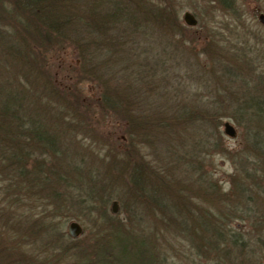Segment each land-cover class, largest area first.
<instances>
[{"label":"trees","instance_id":"trees-1","mask_svg":"<svg viewBox=\"0 0 264 264\" xmlns=\"http://www.w3.org/2000/svg\"><path fill=\"white\" fill-rule=\"evenodd\" d=\"M97 1L87 0L86 7L81 0H0V222L10 205L23 207L25 194L40 203L39 195L47 193L48 203L38 215L13 217L11 229L0 224V264H119L130 255L134 258L124 264H162L146 230L124 234L113 225L107 210L113 201L129 222L164 214L172 229L196 242L204 252L200 257L223 262L229 251L236 260L255 264L259 244L231 232L226 210L210 214L208 201L195 205L185 190L205 182L194 174L196 162L216 152L218 141L211 140H220L221 121L230 115L239 125L246 123L249 150L259 156L235 186L237 200L250 201L249 212L263 204L258 198H264L259 192L264 188V96L256 92L257 59L222 40H183L178 0H99L98 6ZM99 3L105 6L100 12ZM207 4L232 9L231 0ZM65 52L70 59L64 75H50L49 59ZM188 55L196 60H186ZM120 61L125 73L112 77L109 72ZM85 84L96 94L84 93ZM92 110L109 114L123 128V137L103 155L101 176L67 144L74 132L88 129L81 118ZM75 188L86 197L75 198ZM60 213L54 219L61 217V224L82 213L99 218L102 229L111 226L109 256L88 259L76 252L73 261L63 262L71 240L50 217ZM255 221L263 225L264 220ZM260 239L264 244V236Z\"/></svg>","mask_w":264,"mask_h":264},{"label":"rangeland","instance_id":"rangeland-1","mask_svg":"<svg viewBox=\"0 0 264 264\" xmlns=\"http://www.w3.org/2000/svg\"><path fill=\"white\" fill-rule=\"evenodd\" d=\"M81 1L82 3L80 5L87 7V0ZM98 1L96 2L97 6ZM207 1L208 0L176 1L178 2V11H180L179 22L184 28L182 29L184 33V35H182L183 40H186L189 43L198 42V40H213L216 43H220L219 40H222V42L230 45L228 46L229 48H231V46L233 48L234 46H236V48L241 49L240 54H243L244 52V54L250 59L255 57L257 59V69L254 72H257L258 74V79H256L257 81L255 83H259V87L256 92L264 96V28L259 26L256 21L258 15L264 14V0H231L232 9L218 8L219 6L216 5L210 7L208 6ZM104 9L105 6L99 3V12ZM186 11L192 13L199 21V24L196 28H187L183 24L181 16ZM151 29L153 30L154 28ZM159 36H161L162 38L164 35ZM159 36L157 37V39H159ZM241 40L248 41L245 44V42L243 43ZM217 45L219 46V44ZM245 45L250 46L246 47ZM198 48L199 46L197 45V47L195 48L196 53H199L201 51V49ZM229 48H224L220 53L227 52V49ZM248 49L251 50L249 53ZM194 56L195 58L199 57V60H202L200 54L197 55L194 52ZM215 57L219 58L218 55H215ZM195 58H193L192 56H190L189 58L188 55L186 57V60L188 59V61H190L191 59L192 61H194L196 60ZM69 59L70 55L68 52H65L61 55H56V57L53 56V59H49L48 61V73L50 75H53L55 73H57L58 75H64L63 70L68 66ZM222 59H225V57H222ZM111 64L115 63H110L109 65ZM56 67L57 69H55ZM125 68L126 64L123 61H120L119 64L116 65V68L113 71L109 72V75L115 77L117 74H123L125 73ZM83 88L84 93L87 92L90 96L96 94L97 90H95V88L91 84H85ZM81 112L84 113L85 111L80 110V113ZM81 120L84 121V124L86 122L88 123V129H86L85 131L74 132V135H70V137L68 138L67 144L69 147L74 146L77 150H79V152L76 151L78 154H84L87 157L86 161L89 160V162H92V167H95V169L98 171L96 172V175L97 173H99L98 176H101L100 171L106 164V162L102 159L104 158L103 155L107 153L108 148H112V146H115L114 144H117L116 141L123 137V128L119 126L115 118H111L109 114L103 113V111L92 110L88 113L87 118H81ZM81 120H77V122ZM225 122H228L234 128L236 132L235 138L230 139L223 134V124ZM245 124L242 122V120H240L239 125V123L230 115H227L226 118L222 119L221 126L219 127V133L221 134L220 140H211L214 142L218 141V148L216 149V152H214V150L208 151L205 154L200 155L199 161L196 162V164L199 166V171H195L194 174H197V176L201 177L205 182H203V184L197 185L192 183L189 185V183H186V186H192V190L186 189L185 193L187 194V197L193 198L195 202L191 203H195V205L198 204L203 206L204 202L208 201V205L210 206V214L218 215L216 214L217 209H220L222 212L226 210L225 215L232 219V222H228L229 225H227V227L231 229V232L237 231L238 233H240V235L246 237L249 243L251 241L253 243L255 242L259 244V247L261 248L260 251H257V253L255 254V264H264V244L261 243L263 240L260 239L264 236V221L263 225H259L255 221L256 219L264 220V202L261 206L258 202V205H256V209L249 212V210L252 208L250 205L251 202L248 201L246 203H239V201L237 200L238 191L235 189L236 185L241 184V177H245L244 170H249V168L251 167L250 163H254L253 161H256L257 159L259 160V156L255 158V154L249 150L247 142L248 136L245 132V129H247L248 126H246ZM208 139L209 137H207V141ZM239 166H243V169L241 170ZM254 166L255 165H253V167ZM64 169L66 175H68L72 179L69 172L70 165L66 164ZM86 179L87 178H85V180ZM82 180L83 179L81 178L80 182H82ZM194 188L195 190H193ZM79 192L80 190L75 188V198L77 196L80 198L86 197L85 191L81 193ZM259 192L261 193V195L264 194V188H260ZM124 195L125 194L122 192L121 197H123ZM34 197V194L33 197L32 195H29V197L27 196V194L23 195V207H17L18 202L16 206L10 205L11 208L9 212L7 211V215H5L6 219L2 220V224L0 222L1 226L4 225V221L5 225L9 229H11V226H15L16 222L13 220V217L21 216L24 212H26L24 214L25 217H31L35 214H40L41 211L44 210V208L41 207V204L44 202L48 205L46 201L47 193L39 195V197L42 198L40 203L38 201L34 202ZM258 199L264 200V198L261 196ZM248 204L250 206L248 207L247 212L246 207ZM110 208L111 205L108 206V212L110 211ZM53 209H55V207H53ZM121 213V209L119 208L117 210V214L114 216L113 225L123 229L124 234H140L142 230H144V233L146 230V236L149 237L150 243L153 244V252H160L161 254L162 264H249L240 261V259L236 260L229 251H227L228 255L224 253V256H226V260H223V262H215V257L213 255L208 256L209 260L203 255L200 257L201 254L199 253L204 254V252H200L199 250H197V248H195L196 242L193 243L190 238L187 239L185 235L182 236L180 235L179 231H175L174 229H172L170 227L171 221L165 219L164 214H159L157 218L153 217V220H151V218L147 219L153 224V226H148V221L144 218V221L141 219L136 221L132 220L131 222H129L125 219V215ZM61 214L62 213L52 214L50 215V217L54 219V215ZM236 218L238 219L236 220ZM68 219V221L61 224L62 218L56 217L54 220L59 221L54 222L61 224L63 226L62 232L66 234L67 225L70 222H76L82 228V233L79 237L73 240L70 239L71 243L67 244L66 247V249L70 250V255H68L67 257L65 256L66 259H64L63 262L67 261L68 263H70L71 261H73V254H75L76 252L86 253L88 259L95 257L94 259L98 260V258L100 257L103 258L109 256V254L112 252L110 247L111 239L108 240L109 242H107V239L110 235V231H112L111 226L102 229L103 227H101L102 224L100 223L99 218L88 219L82 213H80L79 215L72 213L68 215ZM45 221L46 220H44V222ZM145 223L147 225L146 227ZM174 226H177V222H174ZM124 228H126L127 230L125 231ZM149 229L150 231H148ZM20 230L26 232L24 229H21V227L18 229V231L21 232ZM9 233L10 232L4 234V236L8 235ZM35 244L37 245V243ZM145 244V249H147L148 244L146 242ZM98 245H101L102 248H100V246ZM34 249L35 252H38V247H34ZM113 249L118 248L114 247ZM40 251L43 252L41 248ZM113 252L117 253L116 250H113ZM149 254H152L151 250H149ZM132 258L134 257L130 255L127 256L124 260L132 261ZM94 259L90 260V263H92V261L94 262ZM124 260H122V263L120 262L119 264H124Z\"/></svg>","mask_w":264,"mask_h":264},{"label":"water","instance_id":"water-1","mask_svg":"<svg viewBox=\"0 0 264 264\" xmlns=\"http://www.w3.org/2000/svg\"><path fill=\"white\" fill-rule=\"evenodd\" d=\"M182 21L185 24V26L190 27V28H193L197 25V20L189 12L183 13ZM257 22L264 27V14H260L257 16ZM223 134L230 139H233L236 137V132L234 128L228 122H225L223 124ZM117 210H118V205L116 202H113L110 208L111 214L116 215ZM81 233H82L81 227L77 223L72 222L67 226V234L70 238L75 239L79 237Z\"/></svg>","mask_w":264,"mask_h":264}]
</instances>
